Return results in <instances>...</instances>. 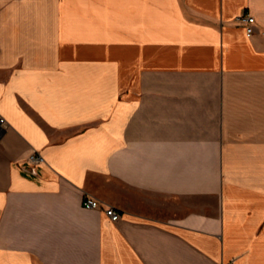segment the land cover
Instances as JSON below:
<instances>
[{
	"label": "crops",
	"instance_id": "crops-1",
	"mask_svg": "<svg viewBox=\"0 0 264 264\" xmlns=\"http://www.w3.org/2000/svg\"><path fill=\"white\" fill-rule=\"evenodd\" d=\"M0 117V264H264V0H0Z\"/></svg>",
	"mask_w": 264,
	"mask_h": 264
},
{
	"label": "built area",
	"instance_id": "built-area-1",
	"mask_svg": "<svg viewBox=\"0 0 264 264\" xmlns=\"http://www.w3.org/2000/svg\"><path fill=\"white\" fill-rule=\"evenodd\" d=\"M243 20L246 22V29L247 33L249 35H252L255 31V17L251 15H244ZM0 122L2 124L5 123V119L3 117H0ZM41 158V156L36 157ZM82 204L86 208H103L106 212V214L113 220V221H118L122 218V211L119 210L117 207L114 205H106L102 200L99 198L91 195V194H85L82 200Z\"/></svg>",
	"mask_w": 264,
	"mask_h": 264
},
{
	"label": "rangeland",
	"instance_id": "rangeland-1",
	"mask_svg": "<svg viewBox=\"0 0 264 264\" xmlns=\"http://www.w3.org/2000/svg\"><path fill=\"white\" fill-rule=\"evenodd\" d=\"M105 204V203H104Z\"/></svg>",
	"mask_w": 264,
	"mask_h": 264
}]
</instances>
